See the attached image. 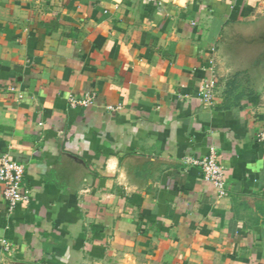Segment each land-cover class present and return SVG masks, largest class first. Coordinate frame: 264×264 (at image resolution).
Here are the masks:
<instances>
[{
	"label": "crops",
	"instance_id": "0c3cea01",
	"mask_svg": "<svg viewBox=\"0 0 264 264\" xmlns=\"http://www.w3.org/2000/svg\"><path fill=\"white\" fill-rule=\"evenodd\" d=\"M262 133L264 0H0V264H264Z\"/></svg>",
	"mask_w": 264,
	"mask_h": 264
},
{
	"label": "built area",
	"instance_id": "2783aa9c",
	"mask_svg": "<svg viewBox=\"0 0 264 264\" xmlns=\"http://www.w3.org/2000/svg\"><path fill=\"white\" fill-rule=\"evenodd\" d=\"M212 86L207 87L206 97L210 94ZM68 102L72 108H87L91 102V97L75 98L69 97ZM264 142V133L258 136ZM199 169V174L203 181L211 184L221 193L223 188V168L219 165L216 153L210 149L208 154L201 159L191 161ZM0 185L3 187V197L7 204V210L11 212L18 204L27 202L29 199V189L24 183V166L20 162L8 161L0 156Z\"/></svg>",
	"mask_w": 264,
	"mask_h": 264
},
{
	"label": "rangeland",
	"instance_id": "374dc122",
	"mask_svg": "<svg viewBox=\"0 0 264 264\" xmlns=\"http://www.w3.org/2000/svg\"><path fill=\"white\" fill-rule=\"evenodd\" d=\"M242 83H243V84H244V83H249V80H243V79H242L241 82L239 83L238 87H243V88H244V86H243Z\"/></svg>",
	"mask_w": 264,
	"mask_h": 264
}]
</instances>
